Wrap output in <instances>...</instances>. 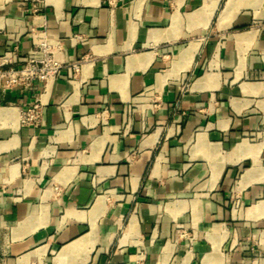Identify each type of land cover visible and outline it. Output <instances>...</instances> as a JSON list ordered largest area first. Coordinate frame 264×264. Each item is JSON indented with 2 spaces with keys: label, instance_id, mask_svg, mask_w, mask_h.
<instances>
[{
  "label": "crops",
  "instance_id": "0c3cea01",
  "mask_svg": "<svg viewBox=\"0 0 264 264\" xmlns=\"http://www.w3.org/2000/svg\"><path fill=\"white\" fill-rule=\"evenodd\" d=\"M44 44L0 87V264H264V0H0V64Z\"/></svg>",
  "mask_w": 264,
  "mask_h": 264
},
{
  "label": "built area",
  "instance_id": "2783aa9c",
  "mask_svg": "<svg viewBox=\"0 0 264 264\" xmlns=\"http://www.w3.org/2000/svg\"><path fill=\"white\" fill-rule=\"evenodd\" d=\"M49 45H42L44 55L37 57L31 55L21 66L17 63H8V67L0 64V87L4 89H23L30 91L35 87H42L55 77L63 68V63L56 57L55 50L60 48L57 44L53 50L49 49ZM78 65L73 64V69H77ZM41 119V103L39 98H35L34 102L28 104L21 114L23 124H37Z\"/></svg>",
  "mask_w": 264,
  "mask_h": 264
}]
</instances>
